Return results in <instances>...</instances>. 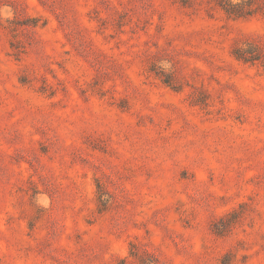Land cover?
Segmentation results:
<instances>
[{
	"label": "rangeland",
	"instance_id": "rangeland-1",
	"mask_svg": "<svg viewBox=\"0 0 264 264\" xmlns=\"http://www.w3.org/2000/svg\"><path fill=\"white\" fill-rule=\"evenodd\" d=\"M0 264H264V0H0Z\"/></svg>",
	"mask_w": 264,
	"mask_h": 264
}]
</instances>
